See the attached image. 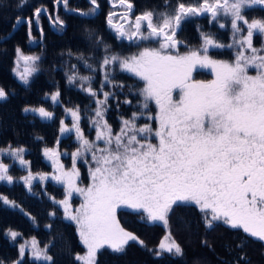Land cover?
I'll list each match as a JSON object with an SVG mask.
<instances>
[{"label":"snow or ice","instance_id":"6c2138e0","mask_svg":"<svg viewBox=\"0 0 264 264\" xmlns=\"http://www.w3.org/2000/svg\"><path fill=\"white\" fill-rule=\"evenodd\" d=\"M118 2L126 8L121 17L123 23L114 22L112 13L107 23L118 40L130 41L140 50L128 56L113 53L102 37H93L97 46L103 45L105 55L98 69L87 61L85 67L93 74L100 72V89L93 86L92 75L81 76L74 70L67 77L69 84L78 80L81 90L95 98V114L91 118L95 141L87 139L82 131L81 109L77 106L65 109L66 115L72 117L71 128L63 119L60 121V132L74 131L79 141V147L71 154V170H66L60 162L58 151L44 150V155L53 163L51 179L65 188V198L57 201L53 197V202L61 205L65 218L75 223L80 242L86 249L85 254H78L76 259L81 264H96L97 254L104 247L114 253H123L129 242L144 246V241L121 226L117 219L120 208L142 213V219L146 218L148 223L165 227L166 234L158 245L156 256L168 253L183 258L185 255L173 238L170 225L171 213L179 206H195L206 229L222 222L264 241V43L259 48L253 43L255 35L264 37V19L249 20L245 11L253 6H264V0H194L188 3L176 0L175 4L165 0L164 11L147 10L135 15L133 20L129 19L133 10L130 0ZM63 3L67 8L68 0ZM89 3L90 12L80 11L79 15L88 16L96 11L97 0H89ZM43 11L35 9V23H39ZM201 16H207L209 24H218L220 28L227 27L230 22L232 43L224 44L212 34L201 31L199 48L173 54L172 50L183 43L177 38L182 24ZM34 20L23 21L28 24L29 36ZM16 22L22 20L17 18ZM55 23L64 25L58 17ZM145 42L158 43L159 47L140 48ZM212 48H234V59H216L209 54ZM17 53L20 54V49ZM20 58L25 62V69L19 77L28 84L29 77L37 71L39 57ZM117 67L142 81L143 87L138 90L142 98L138 110L133 111L130 118L122 117L120 130L114 133L105 119V112L115 93L104 89L112 87L123 91L129 87L116 81ZM249 68H255L256 74L249 75ZM197 69H211L214 79L194 80L193 72ZM98 91L103 93V99L98 97ZM129 94H134L131 88ZM177 94L179 99H176ZM60 95L59 90L51 94L54 104L60 103ZM5 98L6 92L0 88V99ZM150 102L155 103V115L148 111ZM124 103L131 105L132 101L125 98ZM24 111L37 113L42 119L53 118V113L44 107H26ZM144 116L155 122V129L148 123L137 125V120ZM96 141H102L103 147ZM23 152V148L0 149V153L17 158L26 166ZM86 152L92 154L95 167L90 168L91 183L83 188L77 184L80 173L76 163ZM35 178L31 171L21 178L30 192ZM47 178L39 174L40 180ZM0 181L16 183L9 174V166L4 163H0ZM74 193L84 198L76 209L70 204ZM0 200L5 205L16 206L6 197L0 196ZM7 234L13 240L20 235L11 230ZM26 246L27 242L19 249L21 257L25 255ZM236 247H243V244ZM30 249L36 260L51 262L53 259L48 255V245L40 248L35 238L30 241Z\"/></svg>","mask_w":264,"mask_h":264},{"label":"trees","instance_id":"16d2710c","mask_svg":"<svg viewBox=\"0 0 264 264\" xmlns=\"http://www.w3.org/2000/svg\"><path fill=\"white\" fill-rule=\"evenodd\" d=\"M61 1L63 0L59 3L57 0H0V38L9 34L17 18H32L37 8H44L52 21L54 15L56 19L58 17L64 21V29L56 25V30L60 33L54 32L48 17L41 13L38 28L34 23L31 27L32 39L40 38L39 31L43 37L42 42L35 48L29 44V27L25 22L19 23L11 36L0 42V88L6 92V98L0 99V149L23 148V158L27 161L25 168L10 164L9 174L16 183L0 182V196L6 197L16 205H5L0 200V264H80L76 256L83 252V246L76 225L67 220L59 204L53 202V197L57 201L61 200V186L51 180L33 181L30 192L21 178L27 171L37 176L51 171L44 155L46 148L58 151L61 154L60 159L64 162L77 148L72 139L73 134L61 137L60 121L63 119L65 124L68 121L66 108L78 106L81 109L80 127L86 138H91L95 98L81 90L78 80L69 84L67 77L74 70L81 76L92 75L93 86L97 90L100 89V72L93 74L85 67L87 61L98 69L105 55L103 45L97 46L93 37H102L113 53L128 56L140 50L132 42L118 40L115 31L107 26L106 16L112 13L109 11L114 8L109 6L107 0H97L98 13L88 18L77 13L90 12L92 6L87 0H68V7H64L75 10L71 13L63 9ZM130 2L133 4L130 20L147 10H165V0ZM171 2L175 4L176 0ZM245 11L249 20L264 19V6H253ZM201 31L212 34L224 44L232 43L229 22L227 27L220 28L218 24H209L207 16L193 17L182 24L177 38L183 43L178 49L172 50V53L178 51L179 54H185L200 46ZM257 42L258 34L254 36V45ZM155 44L157 45L155 42L141 43L140 48L153 47ZM17 49H20V53L36 54L39 57L36 61L37 71L29 77L28 84H24L13 73ZM235 51L234 48H221L210 50L209 54L216 59L232 60ZM114 75L118 83L129 86L123 91L112 87L104 89L115 93L106 105L105 119L113 132H116L120 129L121 118H129L133 111L138 110V103L142 99L138 90L143 85L137 78L120 71L118 67ZM193 79L208 82L214 79V76L208 69H197L193 72ZM129 88L134 94H129ZM57 90L61 93L60 103L54 104L50 97ZM98 97L103 99V93L98 91ZM125 98L131 100L132 104H125ZM26 107H44L53 113V118L42 119L37 113L25 112ZM148 111L155 115L154 102L149 103ZM147 120V116L141 117L137 120V125L140 126ZM148 124L153 127L155 122L149 120ZM78 160L79 177L84 182V160L87 161V156ZM50 213L55 215H49ZM143 215L126 208H120L117 212L121 226L144 241V246L135 241L129 242L123 253H114L104 247L97 254L96 264H264V241H259L242 230L232 229L222 222H216L212 229H206L202 215L195 206L174 207L170 217L172 236L181 245L184 257H175L168 253L156 256L155 252L166 234V229L162 224L148 223L146 218L142 219ZM9 230L20 235L13 240L7 234ZM32 238L37 240L39 247L48 245V255L53 258L51 262L32 260L26 253L23 257L19 255V243ZM202 241H206V244ZM237 244H243V247L238 248ZM241 256L245 258L240 259Z\"/></svg>","mask_w":264,"mask_h":264},{"label":"rangeland","instance_id":"374dc122","mask_svg":"<svg viewBox=\"0 0 264 264\" xmlns=\"http://www.w3.org/2000/svg\"><path fill=\"white\" fill-rule=\"evenodd\" d=\"M122 10H125V9H122ZM115 15H118V14H117V13H114V15H113V21H114V22L117 21V20L114 19V16H115ZM121 23H123V22H121ZM126 25H127V24H126ZM229 28H230V32H232V30H231V26H230V22H229ZM245 34H246V30H245ZM253 42H254V40H253ZM262 43H264V37H261V36L258 35V42H257V44L254 45V46L257 47V48H259V47H261V44H262ZM200 46H201V45H200ZM200 46H198L197 48H199ZM153 47H159L158 43H157V45H156V44L153 45ZM219 49H221V48H212V49H210V50L215 51V50H219ZM210 50H209V51H210ZM138 51H139V50H138ZM138 51H137V52H138ZM137 52H136V53H137ZM134 54H135V53H134ZM173 54H175V53H173ZM20 56H36V57H38L36 54H23V53H20V54L18 55V53H17V55H16V59H15V64H14V68H13V73H14V75H15L18 79H20L19 74H20V73H23V72H24V69H25V62L20 58ZM233 59H234V58H233ZM233 59H232V60H233ZM232 60H228V59H227V61H232ZM119 70H120V69H119ZM208 70L211 71V69H208ZM248 71H249V75H255V74H256V69H255V68H249ZM211 73H212V72H211ZM33 74H34V73H33ZM131 75H132V74H131ZM132 76H133V75H132ZM135 78H136V77H135ZM137 80L140 81L138 78H137ZM140 82H141L142 85H143V82H142V81H140ZM176 99H179L178 94L176 95ZM156 111H157V109H156ZM66 118H67V120H68V121L66 122V126L69 127V128H71L72 123H73L71 115H70V114H67V115H66ZM129 118H130V117H129ZM125 119H127V118H125ZM45 120H47V119H45ZM148 122H149V120H147L146 122H142V124H141L140 126H142V125H144L145 123H148ZM91 126H92V128H93V131H92V136H91V138H90L89 140L95 141V138H96L95 127H94L92 124H91ZM155 127H156V124H154L153 129H155ZM120 128H121V126H120ZM119 130H120V129H119ZM119 130L116 131V132H119ZM114 133H115V132H114ZM69 134H73V135H72V139L75 141V144L77 145V148H78V147H79V141L76 139V135H75V132H74V131H73V132H70V133H64V134L61 133V137H65V136H67V135H69ZM87 139H88V138H87ZM155 142H156L155 139H153V143H155ZM96 143H97V145H99L100 147H103V142H102V141H96ZM77 148H75L74 151H76ZM7 149H9V148H7ZM86 156H87V161L84 160V164H85V181H84V182L81 181V180H80V177H79L78 180H77V184H78V186H79V187H83V188H86V187L91 183V179H90V168H94V167H95V163L92 161V154H91L90 152H86V153H84L81 157H86ZM46 160H47L48 165H49L50 170H51L49 173H46V174H45L48 178L45 179V180H40V179H39V176L33 174V175L36 177L33 181H46V180H51V181L57 183L56 181H54V180L51 179V176H52V174H53V172H54V169H53V163H52V161H51L49 158H47ZM82 160H83V159H82ZM77 161H80V160H77ZM60 162H61L62 164H64L66 170H71V168H72V157H71V156L68 158V160H67L66 162H64V160H61V159H60ZM0 163H4V164H6V165H8V166H10V164H16L17 166H19V167H21V168H25V166H22V165L19 163V159L15 158V157H12V156H10V155H7V154H5V153H0ZM76 167H78V166H77V163H76ZM77 169H78V168H77ZM27 174H28V171H27ZM27 174H26L25 176H27ZM25 176H24V177H25ZM21 181L23 182L22 179H21ZM0 182H4V181H0ZM5 183H7V182H5ZM23 183H24V182H23ZM57 184L60 185L61 188H62L63 196H62L61 200H63V199L65 198V188H64V186H63L62 184H59V183H57ZM83 200H84L83 196H81V195L78 194V193H74L73 196H72L71 199H70V204H71V206H72L73 209H76V208L80 207V205L83 203ZM2 201H3V200H2ZM59 208L61 209V211H62V213H63V216L65 217L63 207H62L61 205H59ZM126 209H127V208H126ZM130 210H131V209H130ZM69 221H70V220H69ZM72 223H74V222H72ZM74 224H75V223H74ZM31 240H32V239L22 240V241L19 243L18 248L20 249L21 245H26V242H27V246H26V248H25V253L28 255V257H29L30 259H32V260H35V261H42V262H45V261H43V260H36V259H34V257L32 256V252H31V249H30V241H31ZM82 246H83V245H82ZM40 248H42V247H40ZM42 249H43V248H42ZM85 252H86V249H85L84 246H83V252H82L80 255H84ZM79 262H80V261H79ZM80 264H81V262H80Z\"/></svg>","mask_w":264,"mask_h":264},{"label":"water","instance_id":"95a60500","mask_svg":"<svg viewBox=\"0 0 264 264\" xmlns=\"http://www.w3.org/2000/svg\"><path fill=\"white\" fill-rule=\"evenodd\" d=\"M88 2H89V0H87ZM107 3L109 4V6H112V7H115V6H121L120 4H119V2H118V0L116 1V2H113V0H107ZM61 4H62V6H63V9L65 10V11H67L68 13H71V12H75V10H70V9H66L65 7H64V3H63V1H61ZM55 5H56V2H55ZM124 6V5H123ZM125 7V6H124ZM263 7V6H262ZM42 9H44V8H42ZM98 9L99 8H97L96 9V11L93 13V14H91V15H88V16H82V17H86V18H88V17H92V16H94V15H96L97 13H98ZM80 11H78L77 13H79ZM126 12V8H125V10L124 11H121V12H116V13H121L122 14V16L124 15V13ZM43 14H45L47 17H48V14L46 13V11H45V9H44V11L42 12ZM115 12H112V14H114ZM34 14V13H33ZM81 16V15H80ZM121 16V17H122ZM108 17H109V14L106 16V23H107V19H108ZM121 17L116 21V23H121L122 22V20H121ZM33 20H34V15H33ZM134 18H135V16H134ZM133 18V19H134ZM21 20H22V22L23 21H26L28 18H20ZM53 19H54V21H52L49 17H48V20H49V22H50V24H51V28L53 29V31L54 32H58L57 30H56V25H60V24H58V23H55V21H56V17H55V15L53 16ZM130 19V18H129ZM132 19V20H133ZM17 21V19L15 20V23H14V25H13V27H12V29H11V31L9 32V34H7L6 36H4L3 38H0V42H2V41H4L5 39H8L11 35H12V33L16 30V28H17V26L19 25V23H17L16 22ZM26 23V22H25ZM35 25H36V27L38 26L37 25V23H35V20H34V22H33ZM27 24V23H26ZM27 26H28V24H27ZM107 26L109 27V25H108V23H107ZM38 28V27H37ZM62 29H64V25H63V27H62ZM113 30V29H112ZM40 32V38L38 39V40H34V39H32L31 38V36H29V32H28V41H29V44H30V46L32 47V48H35L38 44H40L41 42H42V34H41V31H39ZM58 33H60V32H58ZM126 42H130V41H127V40H125Z\"/></svg>","mask_w":264,"mask_h":264},{"label":"flooded vegetation","instance_id":"af4514ba","mask_svg":"<svg viewBox=\"0 0 264 264\" xmlns=\"http://www.w3.org/2000/svg\"><path fill=\"white\" fill-rule=\"evenodd\" d=\"M117 0H114L113 2H116ZM122 9H124V7H123V5H121V6H115L111 11H109V12H121V11H124V10H122ZM118 15H115L114 16V19L115 20H118L121 16H122V14L121 13H117ZM131 18H132V16H131ZM123 22V21H122ZM125 27H127V25H125Z\"/></svg>","mask_w":264,"mask_h":264}]
</instances>
